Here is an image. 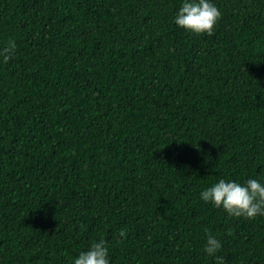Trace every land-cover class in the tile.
Here are the masks:
<instances>
[{
	"label": "trees",
	"instance_id": "1",
	"mask_svg": "<svg viewBox=\"0 0 264 264\" xmlns=\"http://www.w3.org/2000/svg\"><path fill=\"white\" fill-rule=\"evenodd\" d=\"M0 0V264H264V215L199 192L264 179V0Z\"/></svg>",
	"mask_w": 264,
	"mask_h": 264
},
{
	"label": "clouds",
	"instance_id": "2",
	"mask_svg": "<svg viewBox=\"0 0 264 264\" xmlns=\"http://www.w3.org/2000/svg\"><path fill=\"white\" fill-rule=\"evenodd\" d=\"M220 15L213 0H180L173 21L186 32L211 34ZM14 47V42H9V46L0 51L4 61L9 59L10 51ZM199 197L204 202L222 208L230 216L254 218L264 215V179L250 177L238 182L219 178L203 188ZM221 248V241L215 235H207L203 252L217 264H224V257L218 254ZM108 253L106 241L96 239L73 257L72 264H110Z\"/></svg>",
	"mask_w": 264,
	"mask_h": 264
}]
</instances>
